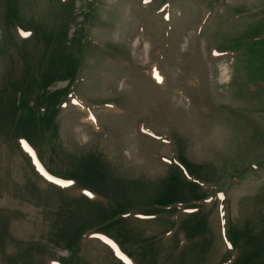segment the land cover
I'll list each match as a JSON object with an SVG mask.
<instances>
[{
	"label": "rangeland",
	"instance_id": "1",
	"mask_svg": "<svg viewBox=\"0 0 264 264\" xmlns=\"http://www.w3.org/2000/svg\"><path fill=\"white\" fill-rule=\"evenodd\" d=\"M0 264H264V0H0Z\"/></svg>",
	"mask_w": 264,
	"mask_h": 264
},
{
	"label": "crops",
	"instance_id": "2",
	"mask_svg": "<svg viewBox=\"0 0 264 264\" xmlns=\"http://www.w3.org/2000/svg\"><path fill=\"white\" fill-rule=\"evenodd\" d=\"M216 211L217 212H219L220 210H217L216 209ZM210 217H211V215H210ZM149 222H150V220H149ZM221 226V228H220V230H219V232H221L222 234L224 233V235H226L227 234V236H226V238H225V241H227V243H228V240H227V237H228V234H230V230H231V226H230V224H229V220H228V218H227V214H226V212H225V216H224V219H223V224H221L220 225ZM231 241L229 240V243H230ZM228 245V244H227Z\"/></svg>",
	"mask_w": 264,
	"mask_h": 264
},
{
	"label": "snow or ice",
	"instance_id": "3",
	"mask_svg": "<svg viewBox=\"0 0 264 264\" xmlns=\"http://www.w3.org/2000/svg\"><path fill=\"white\" fill-rule=\"evenodd\" d=\"M157 79L159 80L160 78L157 76ZM41 171H43V169H41ZM48 179H50V180H51V179H52V177H51V176H48ZM56 183H57V184H59V183H61V182H60L59 180H57V181H56ZM229 246H231V245H229Z\"/></svg>",
	"mask_w": 264,
	"mask_h": 264
}]
</instances>
